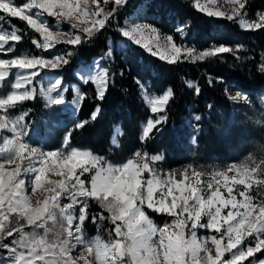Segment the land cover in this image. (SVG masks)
Masks as SVG:
<instances>
[{
    "label": "snow or ice",
    "instance_id": "6c2138e0",
    "mask_svg": "<svg viewBox=\"0 0 264 264\" xmlns=\"http://www.w3.org/2000/svg\"><path fill=\"white\" fill-rule=\"evenodd\" d=\"M125 2L27 0L19 6L15 0H0V10L26 21L43 38L42 42L33 40V43L47 51L59 44L76 46L105 29L116 8ZM226 2L229 11L221 10L216 0H210L209 4L195 0L194 6L209 16L238 21L245 30L264 29V12L258 13L255 20L245 18L248 0ZM110 4L115 7L109 10ZM33 9L57 21H67L70 31L54 32L46 22L30 14ZM121 31L136 44H142L150 54L170 64L188 59L203 61L233 51L220 45L197 52L192 47L177 44L173 36L161 37L151 25L133 24ZM145 32L154 35L155 51L144 41ZM180 32L183 35V27ZM21 39L14 30L0 33V52L5 50L9 40L19 42ZM71 55L72 52L67 51L49 59L42 56L0 59V81L7 78L13 67L25 70L15 82V91L0 98V110H5V114L0 115V130L12 133L11 138L3 139L0 148V153H7L0 158L3 161L0 162V249L9 253L7 261L0 257V264H245L250 257L255 259V264H264V259L255 255L264 253V198L254 202L256 198L250 194L256 185V191L264 196V161L234 163L207 174L202 181L206 174L192 169L191 165L168 173L157 171L150 165L161 160V156L149 157L147 153L137 152L127 162L113 165L91 151L43 152L24 142V117L11 120L6 110L17 102L33 99L37 91L33 81L39 71L61 67L68 63ZM260 71L264 72V63L260 64ZM89 82L95 86L96 98L103 99L110 84L109 70L86 78L85 83ZM54 91L55 86H51L45 92L50 103H63L62 94L50 95ZM172 96L173 91L168 88L163 95L148 99L151 112L157 114V118L146 121L142 140L150 138L165 119L159 113ZM87 99V94L80 92L75 102ZM233 99H241L240 94ZM98 114L99 108L91 119ZM194 119L198 121L200 117ZM87 122H78L76 127H83ZM66 141H71V130L66 134ZM145 173L148 174L146 179ZM28 184L31 185L30 195L26 194ZM157 192L158 198L154 199ZM238 196L243 199H237ZM169 197L170 202H166ZM65 199L67 203L63 202ZM89 199H94L108 213L105 216L101 211L92 215L91 220L94 223L97 219L110 220L114 225V238L109 242L99 236L94 241L85 240L83 225L89 219ZM145 209L167 214L172 220L158 226ZM225 209L226 215L222 214ZM58 216L67 227L63 234L58 232L49 240L51 229L47 222H55ZM28 226L33 229L31 232L26 231ZM36 229H44L45 234L39 236ZM198 229L215 230L216 234L200 239ZM249 238H252L251 243H248Z\"/></svg>",
    "mask_w": 264,
    "mask_h": 264
},
{
    "label": "trees",
    "instance_id": "16d2710c",
    "mask_svg": "<svg viewBox=\"0 0 264 264\" xmlns=\"http://www.w3.org/2000/svg\"><path fill=\"white\" fill-rule=\"evenodd\" d=\"M246 7V15L254 17L257 7H261L264 0H250ZM145 6L139 14V7ZM109 10L114 5L107 6ZM1 13V12H0ZM9 24L4 22L7 29L14 28L22 39L12 43L15 53L24 52L27 55L37 56L42 49L37 47L33 40L39 41V33L30 28L20 18L7 16ZM144 19L143 22L153 25L162 33L174 37L176 43L181 44L182 34L177 27L182 25L185 35L183 38L194 46L196 51H203L213 46H230L233 51L206 58L203 61L191 59L181 60L170 64L158 56L150 54L148 50L138 44L128 43L123 48L117 47V41L125 39L121 29L128 21ZM50 24L54 17L48 16ZM65 27L67 22H63ZM109 41L114 44L109 46ZM58 55L70 51L72 55L67 64L58 67L59 76L63 83H78L82 92L89 99L80 103L74 118H68L64 126L67 133L71 130L70 145L86 148L95 155L107 161L121 162L134 156L137 151L147 154L163 155L165 166L180 165L185 162L187 155L186 138L192 133L185 124L189 117V107L192 103L206 109L209 102L220 103L228 107L227 84L234 83L243 92L258 91L264 86V72L260 71L261 57L264 54V29L258 31H243L240 25L233 20L209 16L199 11L191 0H126L116 8L115 14L105 29L84 39L76 46L59 44L53 48ZM108 53L109 56H108ZM94 57L103 58L109 70L110 84L103 99L96 98V89L93 84L80 83L73 72L81 65L90 62ZM186 80H193L198 84L199 93L186 86ZM211 81V82H210ZM150 85L157 92L171 88L173 96L170 98L162 114L165 120L156 126L150 138L142 140V123L150 116V110L143 95L141 85ZM66 99L72 97L71 89L65 93ZM43 104L36 94L33 99L17 102L7 110L11 114L29 110L25 118L30 123V115L42 111ZM99 108V114L91 119L93 112ZM88 121L83 127L77 128L78 122ZM116 126L121 134L117 145H111V138ZM234 130L232 134L234 135ZM63 131L55 136L57 143ZM236 133L239 135L238 130ZM209 134V128L203 127L196 135L197 144L204 147V136ZM225 140L212 136L210 144L212 155L224 157L225 148L219 143ZM238 141L229 147L228 154L239 149ZM52 148V146H50ZM68 201L65 200V203ZM89 219L83 225V232L88 237H100L104 242L114 238V225L110 220H99L94 223L91 216L102 210L94 199L88 200ZM155 222L162 223L167 216L146 210ZM51 229L48 239H53L56 233L63 234L66 222L57 217L55 222L48 221ZM38 235H44V229H36ZM112 233V236H109ZM10 239V238H9ZM0 256L6 254L2 250ZM264 259V253L255 254ZM249 259H252L251 257ZM248 259V260H249ZM248 261H245L247 264Z\"/></svg>",
    "mask_w": 264,
    "mask_h": 264
},
{
    "label": "rangeland",
    "instance_id": "374dc122",
    "mask_svg": "<svg viewBox=\"0 0 264 264\" xmlns=\"http://www.w3.org/2000/svg\"><path fill=\"white\" fill-rule=\"evenodd\" d=\"M249 1L250 0H248V3H250ZM24 2H27V0H15V3L19 6H22ZM191 2L192 4L195 5V0H191ZM200 2L201 4H209L210 0H200ZM216 4L217 6L221 8V10L229 11L230 6L227 4L226 0H216ZM258 5L261 7H257L255 16L251 18L245 15L246 19L255 20L257 19L258 13L264 12V3L262 5L260 4ZM139 8H140L139 14H145V12H143V8H146V7L142 5ZM0 12H1L0 13V33L7 34L8 32H11L14 30V28L7 29L3 25L4 22H7V24H9L7 16H10V15L3 13L2 10H0ZM30 14L34 15L41 22H46L47 25L50 28H52L54 32L62 31V32L67 33L70 31V26L68 25L67 27H65L63 23L67 21H57V19L54 18L55 19L54 23L50 24L48 21V15L41 14L39 10L37 9H33ZM142 20L144 19L134 20L133 22L128 21L125 23L123 27L130 26L133 24L151 25L146 22H143ZM236 22L239 24L238 21ZM151 26L153 27V25ZM181 27L183 26L179 25L177 27V29H179V32L181 30ZM240 28L243 31L260 30V29L245 30L241 27V25H240ZM158 32L161 37H165L169 35V34L162 33L159 30ZM184 35L185 33H183V35L181 36L183 40V43L181 44L186 47L194 46V45L189 44L185 40V38H183ZM39 36H40L39 41L42 42L43 38L41 37L40 34ZM143 39L145 42H148L150 46L153 47L154 51L156 50L155 37L153 34L149 32H145ZM14 42L15 41H11V40L8 41V43L4 46L5 50L3 52H0V59H13L16 57H32L33 56V55H27L24 52L15 53V47L12 44ZM130 42L136 44L133 40L125 36V39H120L117 41V47L123 48ZM109 46L113 47L114 44L109 41ZM141 46L143 47L142 44ZM227 47H230V46H227ZM197 52H200V51H197ZM109 54L110 53H108V56ZM56 55H58V53L54 51L52 48L47 51L42 50L37 56H42L45 59H49L52 56H56ZM261 60H262L261 63H264V54L261 57ZM58 69L59 68H56V69L43 68L35 76L33 83L35 84V87L37 89L36 94L38 95L43 106L41 108L42 109L41 112H37L36 108L34 109L35 114L33 116L30 115V118H31L30 123H28L25 118L28 114H30L29 110L21 111L16 114H11L7 111L10 108H12V106H10L6 110V114L11 120H14L20 116L24 117L23 124L25 125V129H24L25 135L22 137V139L24 140V142L28 143L32 147L38 148L43 152H48V151L67 152V151H70L71 149H77L81 151H90L86 148H77L75 146H72L69 144L68 141H66L67 132L64 131V126L68 118H74L76 116L80 103H76L75 99L77 98L79 93L82 92V90L78 83H63L61 80V77L59 76ZM104 69H107V68L103 62V58L94 57L90 62L81 64L73 72V75L76 77V79L80 83L85 84L86 78H90L93 75H98ZM24 74H25V70L13 67L10 70V73L7 76V78H5L4 81H0V98H6L7 95H10L13 91H15V87H14L15 82L18 79H20ZM185 83H186V86L190 89L198 88V84L193 80H186ZM51 86H55V91L50 93V95L55 97L57 94H62L64 97L63 103H58V104L50 103L49 97L48 95L45 94V92ZM25 87H30V86L25 85ZM68 89H71V92H72V97L70 100L66 99V96H65V93ZM167 89L168 88H165V89H162L161 92H157L150 85H148V83L144 85L143 95H144V99L147 104V107L149 108L150 114H151V116L148 119L154 120L157 118V114H153L151 112V105L148 103V99L155 97V96L163 95V93ZM226 93L228 96L227 97L228 103H229L228 107H225L221 105L220 103H214V102H209L207 104L206 109H201V107L196 103H192L190 105L189 117L185 119V124L187 128H189L190 131H192V133L186 138L185 142L182 141V143H187L186 147L188 148L184 163L180 165H174V166H165V164L163 163V155L148 154L149 157L151 156H161L162 157L161 160L153 162L150 166L155 168L157 171L161 173H168L173 169L182 170L186 166L191 165L192 169H195L196 171L203 172L206 174L205 177H202V181H203L204 179L207 178V174H210L213 171L223 170L227 166L234 164V163L235 164H243V163L260 164L262 161H264V86L260 88L258 91H254L251 93V92H243L242 90L237 88L234 83L231 82L227 84ZM237 93L240 94L241 99H233V97H236ZM195 94H197L196 90H195ZM163 110L159 113V115H163L162 114ZM4 114H5V110H0V115H4ZM196 116L200 117L198 121L194 119V117ZM146 121L142 123V132L146 125ZM203 127L209 128V134L204 136V147H202L201 145L199 146L196 140V135H197L198 130ZM232 130L235 131L234 135L232 134ZM236 130H238L239 135L236 133ZM61 131H63V133L61 134V137L57 141V143H59V146L56 148L54 146L56 144L55 136L58 132H61ZM120 134H121V130L119 126H116L114 129L112 138H111V145L115 146L118 144ZM212 136L225 140L224 142L219 143L220 145L219 148L221 147L225 148V153H224L223 158H219V156L212 155V151L210 147ZM7 137L11 138L12 133L8 132L7 130H0V148L3 147V139ZM236 141H238L237 146L239 149L233 150L232 153L228 154L227 153L228 152L227 150H229L228 148L233 147ZM50 146H52V148ZM137 152H140V151H137ZM6 155L7 153H0V158L5 157ZM134 156L131 158H134ZM131 158H128V159H131ZM128 159L121 161V162H111L107 160L105 161L113 165H119V164L127 162ZM0 162H3L2 159H0ZM143 177L144 179H146L148 177V174L147 173L143 174ZM0 182H2V177H0ZM26 194H29V195L31 194L30 184L27 185ZM250 194L256 198L254 202H258L259 199L264 198V196H261L256 191V185H253V188L250 190ZM158 195H159V192H157L156 196H154V199L158 198ZM237 199H243V198L238 196ZM65 200L63 201L64 203H65ZM170 200L171 198L169 197L168 201L166 202H170ZM145 210H148V209H145ZM226 213H227V209L223 210L222 214L226 215ZM146 214H148L147 211H146ZM162 215H164L165 217L167 216L166 217L167 220H165L162 223H157L154 221V219L151 216L149 217L158 226H163L165 223L171 222L172 217L168 216L167 214H162ZM206 219H207L206 217L203 218L205 222H206ZM32 230L33 229L31 228V226L26 227V231L31 232ZM213 234H216L215 230H208V229H198L197 230V235L200 239H204ZM39 236H43V234ZM186 236H187V233H186ZM84 237L86 241H94L96 238V237L88 238L85 234H84ZM16 238L18 239L19 237L17 236ZM251 242H252V238H249L248 243H251ZM245 246L246 245H241L242 248ZM1 252H3L2 249H0V253ZM6 254H9V253L7 252ZM4 255L5 254L1 255L0 257H3ZM7 260L8 259H6L5 261ZM247 264H255V259L254 258L249 259Z\"/></svg>",
    "mask_w": 264,
    "mask_h": 264
},
{
    "label": "bare ground",
    "instance_id": "6f19581e",
    "mask_svg": "<svg viewBox=\"0 0 264 264\" xmlns=\"http://www.w3.org/2000/svg\"><path fill=\"white\" fill-rule=\"evenodd\" d=\"M6 259H8V257L7 258H4V260H6Z\"/></svg>",
    "mask_w": 264,
    "mask_h": 264
},
{
    "label": "clouds",
    "instance_id": "9594fccd",
    "mask_svg": "<svg viewBox=\"0 0 264 264\" xmlns=\"http://www.w3.org/2000/svg\"><path fill=\"white\" fill-rule=\"evenodd\" d=\"M43 210H41V212H42Z\"/></svg>",
    "mask_w": 264,
    "mask_h": 264
}]
</instances>
